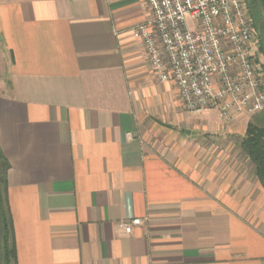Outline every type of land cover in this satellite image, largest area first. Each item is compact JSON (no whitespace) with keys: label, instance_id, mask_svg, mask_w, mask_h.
I'll return each mask as SVG.
<instances>
[{"label":"crops","instance_id":"obj_1","mask_svg":"<svg viewBox=\"0 0 264 264\" xmlns=\"http://www.w3.org/2000/svg\"><path fill=\"white\" fill-rule=\"evenodd\" d=\"M147 16L139 0H0L17 264H264V189L216 137L239 119L171 123L178 91L129 33Z\"/></svg>","mask_w":264,"mask_h":264},{"label":"built area","instance_id":"obj_2","mask_svg":"<svg viewBox=\"0 0 264 264\" xmlns=\"http://www.w3.org/2000/svg\"><path fill=\"white\" fill-rule=\"evenodd\" d=\"M131 27L160 82H173L189 113L216 110L225 122L264 110V83L242 0H139ZM140 219L122 224L130 233Z\"/></svg>","mask_w":264,"mask_h":264},{"label":"trees","instance_id":"obj_3","mask_svg":"<svg viewBox=\"0 0 264 264\" xmlns=\"http://www.w3.org/2000/svg\"><path fill=\"white\" fill-rule=\"evenodd\" d=\"M247 4L253 16L254 25L260 32L259 51L264 56L263 0H247ZM239 147L252 163L254 175L264 189V126L248 123ZM9 168L10 163L0 149V264H17L13 220L7 193V172Z\"/></svg>","mask_w":264,"mask_h":264},{"label":"rangeland","instance_id":"obj_4","mask_svg":"<svg viewBox=\"0 0 264 264\" xmlns=\"http://www.w3.org/2000/svg\"><path fill=\"white\" fill-rule=\"evenodd\" d=\"M242 1H243L246 12H247V14L251 20V23H252V28H253L252 52L255 55V58L257 61L258 72H259V74L262 78V81L264 83V56L262 54H260V51H259V45H260L259 34H260V32L257 30V28L254 25V19H253V16L251 15V13L249 11L247 0H242ZM9 64H10L9 55L5 51V49L3 48L1 41H0V92L5 90L7 87V72H8ZM149 69H150V73L153 76H156L154 74V72H152L151 68H149ZM156 79L158 80L157 76H156ZM161 90H162V88L160 87V91ZM172 98H173V101L176 102L175 105L177 108L175 111V118L172 119V122H171L173 125H175L176 127H178L181 130L184 129L186 131H191L196 124L198 125V124L202 123V118L199 117L200 116L199 113H189L185 110V108L183 111L180 108V106L178 105L177 99H175V97H172ZM207 110H213V109H207ZM204 111H206V110H204ZM146 115L147 116L145 117V120H147L146 121L147 123L152 121V118L156 122V119L154 117H152L149 114H146ZM236 119H239V121H238V123L234 122V124L235 123L237 124V127H235V129L229 130V132L223 131L220 135L216 134L217 135L216 137L217 138L220 137V139H221L220 142H219V140H217V142L220 145L222 144L223 156L230 155L233 158H235V159H229V163L224 164V167H227L228 169H230V171H231V169L233 170L234 168H236V169L243 170L247 174H253L254 173V167H253L252 163L249 161V159L245 158L244 154L241 152V150L239 148V142H240L241 137L244 135V132H245V129H246V126L248 123L264 126V110L261 112L255 113L253 115L243 116L240 118L238 117ZM204 122L208 123L209 121L206 119ZM174 134L177 135L180 139L183 137L182 135H180V133L178 131L174 132ZM204 136H207V139H208V136L214 137V134L208 133V134H204ZM232 167H234V168H232Z\"/></svg>","mask_w":264,"mask_h":264},{"label":"water","instance_id":"obj_5","mask_svg":"<svg viewBox=\"0 0 264 264\" xmlns=\"http://www.w3.org/2000/svg\"><path fill=\"white\" fill-rule=\"evenodd\" d=\"M263 5H264V0H263Z\"/></svg>","mask_w":264,"mask_h":264}]
</instances>
